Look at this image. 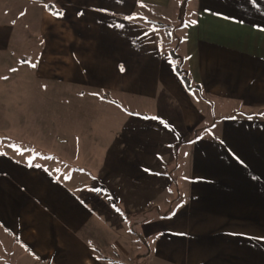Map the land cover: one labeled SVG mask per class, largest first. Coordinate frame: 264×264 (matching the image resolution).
<instances>
[{
	"label": "crops",
	"instance_id": "crops-1",
	"mask_svg": "<svg viewBox=\"0 0 264 264\" xmlns=\"http://www.w3.org/2000/svg\"><path fill=\"white\" fill-rule=\"evenodd\" d=\"M31 8L40 52L17 84L64 86L66 112L90 119L72 129L79 151L55 154L63 170L0 152V264H264V0H0L1 53ZM145 11L184 28L191 91ZM93 165L113 184L76 170ZM115 187L116 254L92 199Z\"/></svg>",
	"mask_w": 264,
	"mask_h": 264
},
{
	"label": "rangeland",
	"instance_id": "rangeland-1",
	"mask_svg": "<svg viewBox=\"0 0 264 264\" xmlns=\"http://www.w3.org/2000/svg\"><path fill=\"white\" fill-rule=\"evenodd\" d=\"M183 1L185 0H180L181 3ZM178 9L181 11V21H183L187 6L184 4L181 9L178 6ZM29 12L30 14H26L24 20L18 24L20 35L15 37L10 51L0 52V152L18 151L23 155L30 154L34 158L40 157V160L47 161V163L49 162L48 157L53 155L54 162L50 163L63 170L67 166L64 165L65 161L58 156L63 155L65 151L71 156L79 151V149L71 148L72 137L75 135L72 129L75 124L78 127L80 125L75 121L87 124L90 118L87 112H66V107H69L70 103V94H66L64 86L58 85V90L60 89L58 93L51 94L48 92L47 86L43 89L42 85L17 84V81H30L34 76L33 69H26L24 66H30L37 60L40 52L39 37L33 33L37 27L36 21L32 18L33 9L28 10ZM148 16H154V14L145 11L139 15L145 25L158 31L160 45L164 53L174 64L182 66L181 58L179 55V57L177 56V53L180 52L177 44L182 39L184 28H176L175 21L174 24L153 21L147 18ZM101 100L97 92L90 91L89 112H103L105 105ZM50 109L56 112H50ZM82 113L86 115H82ZM71 166L69 165V167ZM108 167L112 168V166ZM104 169L106 168L104 167ZM104 169L96 165L76 167L78 171L90 172V182L94 187L98 183L109 186L113 184V173L108 170L109 172L105 174ZM99 171H101L100 174ZM100 192L107 195L103 194L92 198L95 210L103 219H98V237L95 240L100 246L107 248L106 253L113 252L114 248L116 254V225L118 227L129 215L127 212L116 213V187L111 190L103 189ZM133 215L131 216L132 221H135L134 217L137 219L141 217V214ZM112 257L116 258V255Z\"/></svg>",
	"mask_w": 264,
	"mask_h": 264
},
{
	"label": "trees",
	"instance_id": "trees-1",
	"mask_svg": "<svg viewBox=\"0 0 264 264\" xmlns=\"http://www.w3.org/2000/svg\"><path fill=\"white\" fill-rule=\"evenodd\" d=\"M48 12L51 13H56V12H60L56 9V7L54 5H48L46 7ZM175 72L178 75V77L181 79L183 85L185 86V88L188 91H191L193 89L192 84H191V80L189 79V77L187 76L186 72L180 67V66H176L175 67ZM104 98L107 99L108 101H112V99L107 96V94H104Z\"/></svg>",
	"mask_w": 264,
	"mask_h": 264
},
{
	"label": "snow or ice",
	"instance_id": "snow-or-ice-1",
	"mask_svg": "<svg viewBox=\"0 0 264 264\" xmlns=\"http://www.w3.org/2000/svg\"><path fill=\"white\" fill-rule=\"evenodd\" d=\"M47 7V6H46ZM55 15H57V16H61V15H63V13L62 12H56V13H54ZM33 67H35V65H33ZM152 119H157L156 117H152ZM261 239H264V238H261Z\"/></svg>",
	"mask_w": 264,
	"mask_h": 264
}]
</instances>
